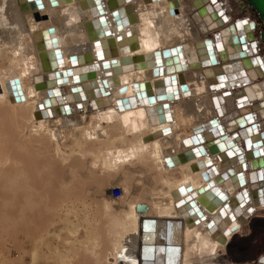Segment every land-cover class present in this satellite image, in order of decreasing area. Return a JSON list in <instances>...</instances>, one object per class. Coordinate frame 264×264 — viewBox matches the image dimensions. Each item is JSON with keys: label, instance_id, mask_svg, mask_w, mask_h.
<instances>
[{"label": "bare ground", "instance_id": "obj_1", "mask_svg": "<svg viewBox=\"0 0 264 264\" xmlns=\"http://www.w3.org/2000/svg\"><path fill=\"white\" fill-rule=\"evenodd\" d=\"M244 7L0 0V264H264V41Z\"/></svg>", "mask_w": 264, "mask_h": 264}, {"label": "water", "instance_id": "obj_2", "mask_svg": "<svg viewBox=\"0 0 264 264\" xmlns=\"http://www.w3.org/2000/svg\"><path fill=\"white\" fill-rule=\"evenodd\" d=\"M242 1L245 3V7L244 8L249 7V10L251 11V14L262 24L261 38L264 41V0H242ZM98 9L100 11V14H103V10H102V7L100 5L98 6ZM251 27H252L251 23L247 22L246 20H241V21H239V23L232 24L230 26V28L232 30L236 31V33H238L239 31L244 33L245 31L250 30ZM214 39H215V43L217 44L216 46H218V48L220 50H222L223 47H222V42H221L220 36L217 35V36H215ZM234 39H235L236 45L241 46L243 44L241 42L238 34L235 35ZM252 44L255 45V47H256V42L255 41L252 42ZM205 46H206V49H207L208 52H213L214 45L211 42H207L205 44ZM171 52L174 53V50H171L170 53ZM243 55H248V51H244ZM174 58L176 60L178 58V55H177V57H174ZM253 59H254L253 60L254 64L262 65V63L260 62V60L258 59L257 56L254 57ZM210 62L212 64H216V60L214 58H211ZM243 76L245 78V74ZM225 141H227L226 137H221L220 143H219V148H221L222 150L228 152V150H226V144L224 143ZM258 154L262 155V153H260V151H258ZM262 260L264 261V258Z\"/></svg>", "mask_w": 264, "mask_h": 264}, {"label": "rangeland", "instance_id": "obj_3", "mask_svg": "<svg viewBox=\"0 0 264 264\" xmlns=\"http://www.w3.org/2000/svg\"><path fill=\"white\" fill-rule=\"evenodd\" d=\"M260 235H257L256 238L254 239V242L257 243L259 241Z\"/></svg>", "mask_w": 264, "mask_h": 264}, {"label": "snow or ice", "instance_id": "obj_4", "mask_svg": "<svg viewBox=\"0 0 264 264\" xmlns=\"http://www.w3.org/2000/svg\"><path fill=\"white\" fill-rule=\"evenodd\" d=\"M246 23V22H245Z\"/></svg>", "mask_w": 264, "mask_h": 264}]
</instances>
